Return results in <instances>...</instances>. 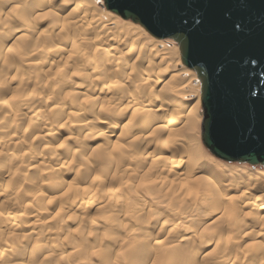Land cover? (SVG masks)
<instances>
[{
	"label": "rangeland",
	"instance_id": "obj_1",
	"mask_svg": "<svg viewBox=\"0 0 264 264\" xmlns=\"http://www.w3.org/2000/svg\"><path fill=\"white\" fill-rule=\"evenodd\" d=\"M4 2H5L4 0H2V1L0 0V7L2 5L4 6ZM13 2H16V4L15 3L14 4L17 7H18L17 3L20 5L19 10L16 12L17 15H18V13L19 14H23V13L25 14V12L28 14L29 12H27V11H29L37 3L36 0H25V1L13 0ZM21 2H23V3H21ZM82 2H83V0H79L78 4H82ZM102 3H103L102 0H91V2H86V5H88V8H89L88 10H90L91 14L94 13V15L95 14L97 15V13H98V14H100L102 19L105 18L104 20H106L107 17L111 18L113 16L114 19L113 18H111V19H113V21L115 22L116 18H117V22H115V23L119 24V26L117 24L115 25V23H107L106 25H104V27H102V26L97 27L96 30L99 29V31H100V30H102V28H108V27L114 28V27L118 26L117 27L119 29L118 31H120V30L131 31L130 33L132 35H136V36L139 35V37H141V38H144V36H145V38H144L145 40H149L151 38V36L139 24L134 23L130 20L122 19L117 14H114L113 12L105 9V7L102 5ZM70 7H73V3L70 4L65 9L61 8L58 10V11H60V12H58L59 17L57 18V19H59V21H62L64 19L63 22L68 24L70 21V23H71L73 16H72V14L68 15L69 10H71ZM22 10H24V11H22ZM6 12H5V14L3 12H1V14H0V16H1L0 23L2 22V24H0V30H1V27L4 26L3 27L4 29L2 28L3 29L2 31L4 33L6 32L5 34H8V32L10 33L11 31L14 30V28L18 29V27L19 28L24 27L26 29L24 30V33L21 32L24 35H21L22 41L20 42V46H21L20 50H17L18 52L17 53L15 52V55L12 53L14 56L12 55L11 58H8L9 60L14 61V63H13L14 65H12L13 67L11 65L10 66L5 65L3 67V65H2L3 59L2 58H4V57L1 56V58H0V69H2V70H0V102H1L0 105L2 106V107L0 106V149H1L0 150L1 151L0 152V176L2 177V174L4 175L2 177V179L0 177V179H1L0 180V202H1L0 203V216H1L0 217V246H1L0 247V264H6L7 262H8V264L9 263L10 264H25L23 261L24 257L25 258L29 257V260L31 259L30 260L31 263H33L32 261H34L33 264H133V263L134 264H143V263L147 264L149 262L145 263V261L142 260V259H144V257L142 258V255L144 254L145 256L153 258L156 255L158 249H160V248H159V246H157V245H159L158 243H154L155 245L152 244L151 245L152 247L144 246L143 243H147V241L150 240V238L153 239V237H154V235H156V233L161 232L160 234H162L163 231H164L163 232L164 236L166 233L167 234L169 233V234H168V237H166L164 241H161V244H162V245L160 244L161 246H167L168 244H172V242L174 244L175 238L171 236V232H173L172 235L174 234V236L177 237V239L180 237L186 236L185 238H187L186 242H188L187 243L189 245L188 247L190 249H192L193 251H195L194 248L197 249L195 251L196 252L195 258L196 259L194 258L193 261H189V260H191V258H188L189 260L187 258H185L187 260L181 259L180 264H189V263L191 264V262H192V264H195L197 261L198 262L196 264H199V263H201V264H243V263L244 264H259V262H261V264H264V255H263L264 254L263 253L264 252V249H263L264 248V218H263L264 217L263 216L264 211H262V212L259 211V213H256V212H258L257 204L262 203L261 201H264V198H263L264 197V189H263L264 188V185H263L264 184V175H263L264 174L263 173L264 172V166L250 165L247 163H239V162H226V161H222V160L212 156L208 152V150L203 146V144L201 142V139H200V121H199L198 125L195 126L193 129H187L185 121H184L185 119H182V121L176 126V128L179 129L180 134H182V135L185 134L184 135L185 138H183L184 137L183 136L180 139L181 141H179L182 144V147H185V149L181 148L185 152V153H183L184 158L185 157H188V158L191 157L190 162L195 164V168L201 167V168L206 169V171H209L211 169L210 171L214 175V176L213 175L212 176L215 178V180H216V178H218V176H220V175L222 176V177L218 178L219 179L218 182L216 180L214 183L215 187L217 186L216 184L218 183L219 184L218 186L220 187V189L217 186L216 188H218V189L215 190V187L213 185V190L215 192L214 194H216L217 196L219 194V198L221 197L220 193L226 191V189H227V191L223 195L226 194V195L231 196V194L235 195L236 193L240 192L241 188L243 190V187L246 186L244 184L253 185V180H254V182L256 181L254 183V185H256V183H258L256 186V188L257 187L260 188V189L257 188L258 192L256 191V188H255L254 189L255 191H253L254 194L253 193H249V194L246 193V195H248V198L250 197L249 198L250 202H252V203L254 202V204L256 205L254 207L255 209L254 208L253 209H243L242 204H241L242 203L241 200L240 201H237V200L234 201V203H235L234 204L233 202L229 203L230 201H228V200H227L228 201L227 202L224 197H221V200H219V198H218V202L216 203L218 205H216V204H214L216 202V201H214V199L216 200V198H217V197H215L216 195L213 194L214 195L213 196L210 194V192L208 195V193L205 192V189H203V188L199 189L201 187L200 185H198L196 187L197 189L195 188L194 190H192L193 188H190L191 186H190L187 179L180 181L181 179L178 180L179 178H177L175 175L169 176V174H167L166 172H163L164 174L162 176H160L162 173H160L157 169H160L159 167L163 165L165 159L168 161H166V163H164V165L168 166L169 163H171V162H169V160H174L175 158L177 159L178 156L180 157V153L179 154H177L178 152L174 153L173 150H172V152L165 150V152L167 153V154L165 153V156H169V158L164 157L163 158L164 160L162 159L163 161H161V162H157L153 159L148 158V160L146 159L147 161L143 160L140 162V164H137V162L135 163V160L132 157L134 155H136V153H139L142 148L147 146L146 143H144V142L140 145H136V147H134V146L131 147V150L134 152V154H133L132 151L130 150V153L133 154L132 156L127 154V152H125L126 155L124 152L119 153V154L114 153V155L112 157L110 155L107 156L108 152L106 154H104L105 151H109L108 149H111V147H108V146H110V144L112 142H114L115 144H120V143L124 144V141L122 142L120 139H115V138L110 139L111 141H109V140H106V138H104L103 136L102 137L99 136L96 139H92V138L87 137L88 135H90L91 128H94L97 119L100 118L97 115L99 105H94L93 108L89 109L90 111L87 110V113H86L87 115L85 116L86 118L84 119V123L87 122V127H88V131H87L88 134H86L87 139L83 136V139L84 138L85 139L81 145L78 146L77 144H73L74 140L72 137L75 138V136L78 135V132H77L79 129L78 126L80 125L81 121L77 122L76 120H72L73 119V116H72L73 113L72 112H74L76 110V107L73 105H68L69 103H67L65 101V99H66L65 97L67 95H77L79 97H81V95H82V97H86V95H88L89 93H87L86 91H84L82 89L76 88L75 84H77L80 81V79L76 75H74V73L69 74L70 73L69 72L62 79L57 78V76H55L56 77L55 80H54L55 77H52L53 79L52 78L49 79L47 77V74H45L46 72L44 73L45 68L42 69L41 71L39 70V69H41V68H39L40 67L39 64L42 63L40 61H43V58L48 59V60L53 59V58H55V59L60 58L61 54H63L66 51L65 49L70 48L68 46L73 47V45L74 46L79 45L81 48H83L82 45H84V48H85L89 45L88 44L89 42L92 43L91 44V46H92L94 43L93 41L95 40V42H96L97 38H94V35L93 36L89 35L90 33H88V34L86 33V35L83 37V39L81 41H76L78 44L77 43L74 44L72 37H71L72 34H68V33L63 34V33H58L56 30H52L51 28H52V26H54L52 24L53 22H52V20H48L49 18H47V17L41 18V19H39V21L35 20V22L27 24L26 18L22 19L20 17V15L17 16L16 13H14V14L9 13L10 15L6 17V15L8 14ZM27 14H25L24 17H27ZM3 15L5 17H3ZM16 16H17V18H15ZM67 16H69V17H67ZM18 17H20V19H19L21 21L20 25L18 22L19 20H17ZM5 18H6L7 24H5V22H4ZM11 18L14 20H11ZM22 20L24 23H26L25 24L26 27L22 26V25H24ZM104 20H102V21H104ZM125 23H126V25H125ZM86 24H87L86 22H79V23L77 22L76 24H74L75 26L73 25V29L75 32L77 31V33H79V31H80V33H85L84 31H86L90 27ZM121 25H122V28L120 27ZM134 25L135 26L139 25L138 27L141 28V29L139 28L140 31H138L136 29L137 32H135L136 30L133 28ZM44 29H46V30L44 31V33H42L43 38L37 39V36L40 33V31H43ZM143 32L145 35L143 34ZM51 34H52V36H51ZM59 34L61 35V37ZM102 35H105V32H103ZM62 36L65 37V40ZM105 36H107L109 39H111V37L115 36L114 29H113V31L110 32V35H109L110 37L108 35H105ZM67 37H68V39L66 41ZM146 37L149 39H146ZM0 38H1L0 40H2V36H0ZM152 39H154V38L152 37ZM36 40H38V41H36ZM23 41L26 42V44H22ZM64 41H65V43H63ZM160 41H162V43H160V44H163V45L165 44V45H167L166 47H168V48H172L174 46L175 47L177 46V44L172 39H161ZM79 42L81 45L79 44ZM43 43H46V45H44ZM43 45H44V47H47L48 45L49 46L52 45L51 48H53L55 50L59 49L61 52L59 54L57 52L51 51V50H49V52H48V49H44L42 47ZM27 46H28V49H27ZM30 46L33 49H31ZM57 47H58V49H57ZM88 47H87L88 49L85 48L87 52L89 49L92 50L90 48V45ZM159 47H161V46H159ZM177 50H178V46H177ZM22 52H23V54H21V56H20V53H22ZM92 52H91V55L93 54L92 56H90V57L85 56V57H81V58H79V56H78V57H76V60L77 61L79 60V62H82L83 60H81V59L87 57L86 59H84L82 64L87 63L86 60H88L89 61L88 63L89 64L91 63L90 65H92V66L93 65H95V66L99 65L103 61L102 55H100L99 53H95L96 54L95 55L94 52L93 53ZM129 52H127L125 54V56H123L122 53L119 55V60L121 59L120 63H122V64L124 63L123 68L121 65V68H122L121 70L125 69L126 71H129V69H128L129 67H126L125 65H126V62L133 60L132 58L135 56L136 50H134L133 51L134 53L131 55H129L130 54ZM131 53H132V51H131ZM45 55H48V56H45ZM22 56H25V58ZM39 56H40V58H39ZM130 56H131V58H130ZM92 57H93V59H92ZM122 57H123V59H122ZM41 58H42V60H41ZM22 59L31 60V63H30L31 69L29 68V66H27L25 69V65L23 66L21 64ZM38 59H40V61ZM98 59L101 62L98 61ZM96 61H98V62L96 63ZM110 61H111V64L113 66L116 65L117 61L115 60V58L111 59ZM145 61H143L144 62L143 65H145ZM177 61L179 64L177 65V67L175 69L176 71L172 72L170 69L167 70V73L164 75V77L161 78V80H160L161 82L159 83V85L156 86V88L152 87L154 91L156 89L160 88L161 86L169 85L172 82L174 84H176V82L179 80V78H180V80L182 78V80L185 81V84L187 83V84L193 86L194 89H196V87L199 85L198 80H197L196 76L194 79H189L190 73H188V72H191V73L192 72L195 73V72L183 66V64L181 63V60H180L179 52H178ZM156 62H158V61H156ZM35 64L37 65V67L35 66ZM158 64L160 65L161 68L164 67V64L162 66V62L158 63ZM32 65H34V66H32ZM88 65H87V68L89 67ZM92 66H90V67H92ZM186 71H188V72H186ZM14 73H16V75L17 74L21 75L24 78V79L22 78L23 81H21V79L18 78L16 80L12 81L11 83L7 82L9 77H11L12 75H15ZM5 74H7V79L4 78ZM175 74H176V76H175ZM26 76H28L29 78ZM67 76H68V78H67ZM40 79H42V81ZM137 79L140 82V79L139 78H137ZM138 81H137V83H138ZM8 83L11 84V87L12 86L20 87V88L17 87V89H16L19 92L16 90L13 94L11 92L10 93L6 92L7 91L6 89L8 87V85H7ZM34 84H35V87H33ZM182 84H184V83L182 82ZM195 85H196V87H195ZM27 86H28V88H27ZM55 86H56V89H55ZM23 87H25V88H23ZM29 87H31V88H29ZM51 87H53L55 89L54 92H53V90L51 92V89H52ZM4 88L6 91L4 90ZM32 88L38 89L39 91H41L43 93L45 92L44 94L47 93L46 90L48 89L50 91L49 94H51L50 97L52 99L48 98L49 99V101H48V99H46V98H45L46 99L45 100V99H42V97L37 98V96L31 95L30 89H32ZM185 89H187V88H185ZM198 90H199V86L197 87L196 92L195 91L193 92L191 90L188 93H182V95L181 94L178 95V98L174 96L175 100L178 99V103H179L178 105L179 106H182V104H183V107L185 106L183 109L178 107V108H180V111L185 113V112H188L192 108L193 102L195 100V95L198 94V97H199V93H198L199 91ZM25 91H26V93H25ZM71 91L72 92L76 91V93L73 92V94H72ZM77 91H79V92H77ZM83 91L85 92V94L86 93L87 94L84 95L82 93ZM22 94H24L25 96ZM22 96H24V97H22ZM178 105H176L175 107L177 108ZM51 106L52 107L57 106L58 107V110H57L58 113H54L53 111H55V110L52 109ZM60 106L62 108H60ZM65 106H68V107H65ZM59 108L62 109L63 111H64L63 108H67V110L69 111V114L67 116H69L68 118L70 120L74 121V124H75V125H73L74 129H73V127H72V129L70 128V130H68V129L64 130L63 129L64 127L62 126V124L66 120V118H65L66 113L64 112L61 114V112H63V111H61ZM20 111L21 112L30 111L31 113L21 115L18 117V114L20 113ZM197 112H198V115H199V113L201 114V106L200 105L197 107ZM173 113H174V111H173ZM169 114H171V112ZM13 115H16V117L14 118L15 120H13V119L10 120V118ZM62 115H64V116H62ZM95 115H97L96 119H95V117H96ZM8 116H11V117H8ZM92 116L94 117L93 120H91L93 118ZM94 121H95V123H93ZM47 122L50 124L52 123L53 125L59 126L60 128L57 132H55L53 134L54 136L51 135V137L49 136L50 138L47 137L45 139H40V137L36 136L34 134V132L37 129V126L39 127V126L45 125ZM54 122H55V124H54ZM82 124H83V121H82ZM93 124H94V126H93ZM103 126H105V125H103ZM75 127H77L78 129ZM188 130H189V132H188ZM66 131L69 134H67ZM63 133H66L67 136L72 135L71 138L73 141L69 140L67 142H65V141L60 142L59 138L61 137V135ZM83 139H82V141H83ZM47 144L54 145L55 151H52L53 153L48 152L46 150H45L46 151L45 152L42 149ZM153 144L155 146V143H153ZM153 144L151 145V147L153 146ZM6 145H8V146L6 147ZM125 145L127 146L126 143H125ZM125 145H124V147H126ZM156 146H157L156 149L158 148L157 150L159 151V148H161L160 144L159 145L156 144ZM192 147H195V148H192ZM99 148L104 149V152H103V150L99 151L100 150ZM164 148H165V146H164ZM190 148H192L191 150L193 152L190 150ZM26 149H32L33 152L35 151L38 158L35 155L30 154V152L28 153V151ZM92 149H93V151H92ZM94 149H95V151H94ZM135 149H137L139 151H137V150L135 151ZM187 149L190 150L191 152L189 151L190 153H188L186 151ZM42 151H43V154L41 153ZM98 151L100 154L98 153ZM31 155H33V156H31ZM116 155H118V156H116ZM104 157L106 159H104ZM41 158H43L45 163H47L46 166H45V163L43 165L42 164L40 165V163L42 161ZM87 158L88 159L91 158V159L88 160ZM131 158L133 160L130 161ZM37 160H39V161L41 160V161L39 162ZM151 160H153V161H151ZM121 161H124V162H121ZM145 161H146L147 165L145 164ZM63 162H65L64 168L62 167L61 171L56 173V172L51 170V167L59 166V164L60 163L63 164ZM68 162L70 164H67ZM115 162H117L118 164ZM125 162H127V163H125ZM72 163H73V165H72ZM224 163H226V165H224ZM113 164L115 165V167H113L114 166ZM116 164L119 166L117 167ZM122 164L127 165L129 167H127V166L123 167ZM149 164H151V166ZM23 165H25V166H23ZM54 165H56V166H54ZM148 166H150V167H148ZM134 167H136L137 169ZM151 167H153V168H151ZM120 168H121V170H120ZM123 168L126 170L122 172ZM132 169H134V170H132ZM145 169H147V170H145ZM129 170H131L130 171L131 173L129 172ZM143 170H145V171H143ZM148 170H150V171L153 170V171H151V173H150V171H148ZM109 171H111L110 172L111 174L109 173ZM146 171L148 174L146 173ZM117 172H119V173H117ZM143 172H145V173H143ZM105 173H109V174L108 175L106 174V176H105ZM123 173H125V174H123ZM142 173H143V177H142ZM242 173L245 175H243ZM47 175H49V176H47ZM50 175H52V176L50 177ZM119 175H121V176H119ZM150 175H151V177H149ZM240 175H242V176H240ZM46 176H47V178H46ZM122 177H124V178H122ZM161 177L164 179V182H165V183L163 182L162 185L160 182H157ZM240 177H242V178H240ZM116 178H118V179H116ZM260 178H261V181H260ZM64 179L71 181L75 186L79 185V187L80 186L86 187V189L90 190V193L84 195V194H81L82 192H77L75 188H72V189H69V190H66L65 192H63L62 187H61L62 186L61 182ZM95 179H98V180L101 179V180L97 181ZM121 179L122 180L124 179L123 180L124 183ZM141 179H142V181H141ZM33 180H35V181H33ZM126 180H128V182ZM148 180H149V182H148ZM170 180H171V182H170ZM208 180H209V178H208ZM103 181H104V183H103ZM136 181H138V182H136ZM152 181H154V182H152ZM168 182H169V184H168ZM181 182H182V186L180 187L179 184H181ZM97 183L101 186H99ZM141 183L142 184L144 183L145 185L144 184L142 185ZM154 183H157V184H154ZM186 183L189 186H187ZM221 183L225 184V186L227 184L226 188L225 189L223 188L224 189L223 191H221V187H223V184L220 186ZM237 183L238 184L241 183L240 184L241 188H240V186H238ZM176 184H177V187H176ZM231 184H233V185H231ZM51 185H53V186H51ZM164 185H165V187H164ZM242 185H244V186L242 187ZM138 186H139V188H138ZM234 186L237 187V189H236L237 192L235 190H233ZM228 187H232L231 190ZM261 187H262V189H261ZM92 188H94L96 190H94ZM111 188L113 191L111 190ZM166 188H168V189H166ZM189 189L191 191H189ZM108 190H109V192H108ZM164 190H166V191H164ZM175 190L178 192L174 193L173 191H175ZM96 191H98V192H96ZM111 191H112V195L110 194ZM187 191H189V192H187ZM203 191H204V193H203ZM103 192L105 195L104 194L102 195ZM78 193H80V194H78ZM195 193H200V194L195 195ZM183 194H185V196ZM238 194H240V193H238ZM261 194H263V195L261 196ZM181 195H182V197H181ZM59 196H61V198ZM63 196H65L66 198ZM211 196H213V197H211ZM42 197H43V199H42ZM82 197H84L83 199H86L82 205L70 206V203L72 205V203L75 200L78 201ZM179 197H180V199H179ZM32 199H33V201H32ZM129 200H131L132 203H130ZM206 200H207V202H206ZM88 201H90V202H88ZM92 201H95L96 204L91 205L90 203H93ZM109 201H111V202H109ZM177 201H179V202H177ZM221 201H224V202L221 203ZM105 203H107V204H105ZM67 204H69V205H67ZM86 204H88V206ZM222 204L224 206H222ZM226 204H228V206H225ZM230 204L232 207L234 206L235 208H232L230 206ZM65 205H66V207H65ZM156 205L159 206L162 210H165L162 212L163 216L161 217V219H163V220H162V222H161V219L159 221H157V223H156L158 226L157 230H155L156 228L153 230L150 228L146 229V226L148 225V222L150 223V220L148 221V219H146V218H148V215H147V217H145V219L142 220L143 222L147 221L146 222L147 224L145 222L143 223L142 221H140L139 220V217L141 216L140 211L141 212L145 211L148 213V211H150ZM214 205L216 206V208L213 207ZM190 206H191V208H190ZM79 207H80V209H79ZM211 207H213L214 209ZM224 207H226L225 209H227V211H232V212H228V214L233 213V212L234 213L237 212V214L240 213V214H238L239 216H237V214H236V216L239 218V220L236 221L235 219H233L234 220V222H233L230 219V221H232V222L229 221L230 223H227L229 220V216L227 217V214H225L224 216H221L222 218L220 216H219L220 218H218V216L216 217L217 211H218L217 208L220 209V208H224ZM229 207H231V209ZM1 209H2V211H1ZM235 209H236V211H235ZM214 210H217V211L214 212ZM247 210L250 213H248ZM43 211L46 214H43ZM83 211H85V212H83ZM253 211L255 213H253ZM179 212H181V213H179ZM245 212L248 214L245 215L246 214ZM2 213L4 215L6 213L7 214L4 217V215ZM13 213L15 216L12 215ZM30 213H32V214L35 213L38 215V218L39 217L40 218L39 219L34 218V216H33V218H32L33 222H32V219H30V216H29V215H31ZM118 213H120V214H118ZM147 213H145V214H147ZM188 213H190V214H188ZM243 213H244V215H243ZM251 213H252V215H251ZM9 214H11V215H9ZM35 214H33V215H35ZM135 214L139 215V216L137 217ZM205 214L207 217H205ZM207 214H209V215H207ZM37 215H35V216L37 217ZM179 215H181V216H179ZM187 215H188V218L186 217ZM242 215L244 218L242 217ZM233 216H234V214H233ZM14 218H17V219H14ZM52 218H53V220H52ZM184 218H186V219L184 220ZM191 218H193V219H191ZM203 218H206V219L218 218L217 219L218 221L217 222L215 221V223L213 225H211L212 231L210 229H208L210 226H208V227L205 226L207 224V221H205ZM34 219H35V221H34ZM71 221H73V222H71ZM242 221H244V223ZM164 222H165V225L167 223L168 224H167V227L164 225L165 227L163 226L164 227L163 228V227H161L163 225V224L161 225V223H164ZM202 222H204V223H202ZM221 222H223V225H221ZM238 223H240L239 227H241L242 224L243 225L248 224L247 225L248 228L245 229L246 231L245 230L240 231V229L237 228L238 226H235V225H238ZM253 223H254V225H257V226H254ZM78 225H79V227H78ZM218 225L220 228L218 227ZM258 225H261L262 227L258 226ZM120 226L122 227L121 229H119ZM187 226H189V227H187ZM213 226H214V229H213ZM215 226H216V228L217 227L218 228L216 229ZM168 227H170V228H168ZM249 227H250L251 231L249 230ZM190 228H191V230H190ZM168 229H169V231H166ZM256 229L260 230V231H257ZM182 231H184V233ZM247 231H248V233H247ZM211 232H213V233H211ZM255 232H257L258 234H256ZM210 233L212 235H210ZM245 233L247 234V236L245 235ZM250 233H251V236L254 234L253 237L249 236ZM160 234H158L157 237H159V239L162 240L163 235H160ZM206 234H208V235H206ZM39 235H41V236H39ZM152 235H153V237H150ZM64 236H66V237H64ZM188 236H191V237H188ZM201 236H204V237H201ZM207 236H209L210 242L208 241L209 238H206ZM242 236L243 237H245V236L249 237L250 239L247 238V240H246V238H243ZM111 237H112V239H111ZM237 237H238V239H237ZM128 238H129V240H128ZM173 238H174V240L170 241V239H173ZM188 238H190V239L188 240ZM232 238H233V241H235V240L240 241L242 238L244 240L241 241V243L239 242L237 245H232L231 244L232 241H230V239L232 240ZM258 238H259V240H258ZM141 239H143V240H141ZM248 239L251 242H249ZM252 239L255 243L252 242ZM2 240H5V241H2ZM56 240H58V241H56ZM79 241L81 242V244ZM135 241H137V242H135ZM142 241H144V242H142ZM116 242H117V244H116ZM139 242H141V244ZM162 242H164V243H162ZM167 242H169V243H167ZM186 242H185V246H186ZM112 244H114V245H112ZM190 244L193 247L194 246L195 247L192 248V246H190ZM228 244H231V245H228ZM245 244H246V246H245ZM139 246H141L142 248ZM237 246H238V248H237ZM25 247H26V249H25ZM248 247H251V248L253 247V248L251 249ZM154 249H155V251L157 249V251L155 252ZM257 250H259L260 252L258 251L256 253ZM13 251L15 252V254L13 253ZM49 251L50 252L52 251V252L49 253ZM140 251L141 252L143 251V253H141ZM197 251H198V253H197ZM204 252H207V253L211 252L210 253L211 255L209 254L210 257L215 256L217 258V261L208 260L207 259L208 257H204V254H203ZM169 253H170V256H172L171 258L175 261L176 260V257H175L176 252L172 251V252H168V254ZM134 254H136V255H134ZM172 254L174 255L175 258H173ZM45 255H48V256L45 258L44 257ZM222 255L225 257V259H222V257H223ZM201 256L203 258L200 259ZM228 256L233 257V258H228ZM2 257H4V258H2ZM132 257H134V258H132ZM219 257H221V259ZM238 257H239V259H238ZM155 258H157V256H155ZM155 258H153V260H152L154 262L153 264H164V263L171 264L173 262V260L172 261L170 260L171 259L170 257H169V259L166 257L161 258V259L157 258V260ZM197 258H199V259H197ZM226 258H228V260L225 263ZM9 259H10V261H9ZM130 259H131V261H130ZM218 259L220 261L222 260L224 263L222 261L220 262ZM124 260H126V261H124ZM152 261L149 264H152ZM229 261H230V263H229Z\"/></svg>",
	"mask_w": 264,
	"mask_h": 264
},
{
	"label": "bare ground",
	"instance_id": "obj_2",
	"mask_svg": "<svg viewBox=\"0 0 264 264\" xmlns=\"http://www.w3.org/2000/svg\"><path fill=\"white\" fill-rule=\"evenodd\" d=\"M2 1V0H1ZM5 2H4V6L2 5L1 7H0V14H1V12H3L4 14H5V12L6 13H8L7 15H6V17L7 16H9L10 14L9 13H12V14H14V13H16L18 10H19V8H20V5L17 3V5H18V7L15 5L16 4V2H13V0H4ZM23 1H25V0H23ZM78 1L79 0H36V5L34 6V7H32L29 11H27V12H29L28 14L25 12V14H27V17H24L25 16V14L23 13V14H19L18 13V15H17V13H16V15L17 16H19L20 15V17L23 19H25L26 18V21H27V24H30V23H33V22H35V20H38L39 21V19H41V18H49L48 20H52V24L54 25V26H52V30H56L58 33H68V34H72V40H73V43L74 44H76L77 42L76 41H81L82 39H83V37L86 35V33L88 34V33H90L89 35H94V38H97V40H96V42H95V40L93 41L94 43H93V45L91 46V44L92 43H88L89 45H90V48L92 49V50H88V52L86 51V49H88L89 47V45L87 46V47H85L84 48V45H82V47L84 48H81L79 45H77V46H74L73 45V47H71V46H68V47H70V48H67V49H65L66 51L63 53V54H61V57L60 58H58V59H55V58H53V59H45V58H43V61H40V59H38L40 62H42V63H40L39 64V68H41V69H39L40 71L42 70V69H44V73L45 74H47V77L50 79V78H52V77H55V76H57V78H59V79H62V78H64V76H66V74L67 73H69V74H73L74 73V75H76L79 79H80V81L77 83V84H75V86H76V88H79V89H82V90H84V91H86L87 93H89L88 95H86L85 94V92L83 91L82 93L84 94V95H86V97H82V95H81V97H79V96H77V95H67L65 98V101L67 102V103H69L68 105H73V106H75L76 107V110L74 111V112H72L73 113V119L72 120H76L77 122H80L81 121V123H80V125L78 126L79 127V129L77 128V127H75V128H77L78 129V135L77 136H75V138L74 137H72L73 138V140H74V143L73 144H77L78 146L79 145H81L82 144V142H84V139L86 138V134H88V127H87V122H85L84 123V119L86 118L85 116L87 115L86 113H87V110H89L90 108H93L94 107V105H99L98 107H99V109H98V111H97V115H98V117H100V118H98L97 119V121H96V123H95V121L93 122V123H95V126H94V124H93V126H94V128H91V130H90V135H88L87 137H89V138H92V139H96V138H98L99 136H103L104 138H106V140H109V141H111L110 139H113V138H115V139H120L122 142L124 141V144H115L114 142H112L111 144H110V146H108V147H111V149H108L109 151H105L104 152V149H100L99 151H101V150H103V152H104V154H106L107 152V156L108 155H110L111 157L114 155V153H117V154H119V153H125V152H127V154H129L130 156H132L133 154H134V152L131 150V147H136V145H140V144H142L143 142L144 143H146V145L147 146H145L144 148H142L141 149V151L139 152V153H136V155H134L132 158L135 160V163L137 162V164H140V162L141 161H143V160H148V158H150V159H153V160H155V161H157V162H161V161H163L164 159V157H168L169 158V156H165V150H167V151H171L172 152V150H173V152L175 153H177V154H179L180 153V157L178 156V158L176 159H174V160H169V162H171V163H169V165L167 166H165L164 165V163H166V161H168V160H164V163H163V165L162 166H160L159 168L160 169H157L160 173H162L160 176H162L164 173L163 172H166L167 174H169V176L171 175H175L177 178H179L178 180H180V181H182V180H185V179H187L188 180V182H189V184H190V188H193L192 190H194L198 185H200L201 187L199 188V189H201V188H203V189H205V192L206 193H208V195H209V192H210V194L211 195H213L215 192H214V190H213V185H214V183H215V181L217 180V182H218V178L219 177H222L221 175L220 176H218V178H216V180H215V178L213 177L214 175L211 173V169L209 170V171H206V169H204V168H201L200 166V168H198V167H196L195 168V164H193L192 162H190V158H188V157H185L184 158V156H183V153H185L184 152V150H182L181 148H184L185 149V147H182V144L179 142V141H181L180 139H181V137H183L185 134H180L179 133V129H177L176 128V126L182 121V119H185L184 121H185V124H186V127H187V129H193L195 126H197L198 125V123H199V121H200V124H201V114L199 113V115H198V112H197V107L200 105V93H199V97H198V94L197 95H195V100H194V102H193V106H192V108L188 111V112H182V111H180V108H184L183 107V104H182V106H179L178 104V95H182V93H188V92H190L191 90L194 92H196L197 91V87L199 86L198 84H199V82H198V86L196 87V85H195V87H196V89H194L193 88V86H191V85H189V84H185V81H183L182 80V78H181V80H180V78H179V80L176 82V84H174L173 82L172 83H170L169 85H163V86H161L160 88H158V89H156L155 91L153 90V88H156V86H158L159 85V83L161 82L160 80H161V78L162 77H164V75L167 73V70H171L172 72L173 71H176L175 69H176V67H177V65L179 64L178 63V61H177V59H178V52H179V49L177 50V46L175 47H172V48H168V47H166L167 45H163V44H160V43H162V41H160L161 39H158V38H155V37H153L152 35H150L145 29V31L151 36V38L149 39V38H147L146 37V39H149V40H145L144 38H145V36H144V38H141V37H139V35L138 36H136V35H132L130 32L131 31H128V30H126V31H122V30H120V31H118L119 29L117 28L118 26H119V24H117V23H115V22H117V18H116V21L114 22L113 21V16L111 17V18H113V19H111V18H108L107 17V19L106 20H104V19H102L101 18V16H100V14H98L97 13V15L95 14L94 15V13H92L91 14V12H90V10H88L89 8H88V5H86V2H91V0H83V2H82V4H78ZM15 3V4H14ZM20 3V2H19ZM21 3H23V2H21ZM35 3V2H34ZM73 3V7H70L71 8V10H69V14L68 15H71L72 14V21H71V23H70V21H69V23L67 24V23H65V22H63V20L62 21H59V19H57L58 17H59V15H58V12H60V11H58L59 9H65V8H67L70 4H72ZM23 5V4H22ZM22 11H24V10H22ZM11 14V15H12ZM115 14V13H114ZM17 16L15 17V18H17ZM108 16V15H107ZM3 17H5L4 15H3ZM2 17V18H3ZM20 17H18V19L17 20H19L20 19ZM67 17H69V16H67ZM106 17V16H105ZM0 18H1V16H0ZM11 20H14V19H12L11 18ZM68 20V19H67ZM102 20H104V21H102ZM3 21V20H2ZM9 21V20H8ZM56 21V22H55ZM5 24H7V22H6V18H5ZM10 22V21H9ZM13 22V21H12ZM19 22V25H20V20L18 21ZM22 22H23V20H22ZM79 23V22H86L87 24L86 25H88V26H90L89 27V29H87L86 31H84L85 33H80V31H79V33H77V31L75 32L74 31V29H73V25L74 24H76V23ZM105 23V24H104ZM107 23H115V25L117 24L118 26L117 27H114V28H110V27H108V28H102V30H100L99 31V29L98 30H96V28L97 27H99V26H102V27H104V25H106ZM0 24H2V22L0 23ZM15 24V23H14ZM18 24V23H17ZM23 24L24 25H22V26H25V24L26 23H24L23 22ZM81 24V23H80ZM48 25V24H47ZM125 25H126V23H125ZM124 25V26H125ZM75 26V25H74ZM77 26V25H76ZM80 26V25H79ZM83 26V25H82ZM128 26V25H127ZM139 26V25H138ZM138 26H135L134 25V29L136 30H138V31H140L139 30V28L140 27H138ZM4 26H2L1 27V30H0V36H2V40H0V58H1V56L2 57H4V58H2L3 60H2V65H3V67L6 65H14L13 63H14V61H12V60H9L8 58H11V56L14 54L15 55V52L17 53L18 51L17 50H20V42L22 41V36L21 35H24L23 33H24V30L26 29V28H24V27H18V29H15L14 28V30L13 31H11L10 33L8 32V34H5L2 30L4 29L3 28ZM15 27V26H14ZM26 27V26H25ZM84 27V26H83ZM121 28H122V25L120 26ZM3 28V29H2ZM113 29H114V31H115V36H113V37H111V39H109L107 36H105V35H110V32L111 31H113ZM133 29V30H134ZM141 29V28H140ZM46 29H44L43 31H40V33L38 34V36H37V39L38 38H43V35H42V33H44V31H45ZM137 30L135 31V32H137ZM21 32H23V33H21ZM103 32H105V35H102V33ZM133 32V31H132ZM142 32V31H141ZM140 32V33H141ZM114 33V32H113ZM55 34V33H54ZM112 34V33H111ZM138 34V33H137ZM143 34H144V32H143ZM56 35V34H55ZM60 35V34H59ZM113 35V34H112ZM145 35V34H144ZM51 36H52V34H51ZM70 36V35H69ZM60 37H61V35H60ZM63 37V36H62ZM70 37V38H71ZM110 37V36H109ZM152 37L154 38V39H152ZM57 38V37H56ZM64 38V40H65V37H63ZM87 38V37H86ZM99 38V39H98ZM1 39V38H0ZM58 39V38H57ZM67 39H68V37L66 38V41H67ZM24 40V39H23ZM54 40V39H53ZM56 40V39H55ZM60 40V39H59ZM90 40V39H89ZM88 40V41H89ZM36 41H38V40H36ZM62 41V40H61ZM70 42V41H69ZM38 43V42H37ZM49 43V42H48ZM63 43H65V41L63 42ZM22 44H26V42H24L23 41V43ZM44 45H46V43H43ZM62 44V43H61ZM68 44V43H67ZM78 44V43H77ZM79 44H80V42H79ZM44 45L42 46L44 49H48V52H49V50H51V51H55V52H57L58 54L61 52L59 49H58V47H57V49L58 50H55V49H53V48H51L52 47V45H48L47 47H44ZM81 45V44H80ZM159 46H161V47H159ZM31 47V46H30ZM35 47V46H34ZM40 47V46H39ZM64 47V46H63ZM38 48V47H37ZM55 48V47H54ZM65 48V47H64ZM27 49H28V46H27ZM31 49H33L32 47H31ZM30 49V50H31ZM41 50V49H40ZM134 50H136V52H135V56L132 58L133 60L131 61H129V62H126V67H129L128 69H129V71H126L125 69L124 70H121L122 68H123V65H124V63L122 64V63H120V60H119V55L122 53V55L123 56H125V54L127 53V52H129L130 54L129 55H131V54H133L134 52ZM94 52V54L95 53H99L100 55H102V57H103V61L101 62L99 59H98V61H100L101 63L99 64V65H97V66H95V65H90L88 62V60H86V62L87 63H85V64H82V62L84 61V59H86V58H83V59H81V60H83L82 62H79V60L77 61L76 60V57H78L79 56V58H81V57H85V56H92L91 55V52ZM131 51H132V53H131ZM92 52V53H93ZM13 53V54H12ZM21 54H23V52L22 53H20V56H21ZM38 54V53H37ZM98 54V55H99ZM13 55V56H14ZM17 55V54H16ZM96 55V54H95ZM26 56V55H25ZM25 56H22V57H24L25 58ZM45 56H48V55H45ZM42 57V56H41ZM50 57V56H49ZM39 58H40V56H39ZM99 58V57H98ZM115 58V60L117 61L116 62V65L115 66H113L112 64H111V59H114ZM130 58H131V56H130ZM21 59V58H20ZM92 59H93V57H92ZM122 59H123V57H122ZM144 59V60H143ZM41 60H42V58H41ZM146 60V61H145ZM158 61V62H156V61ZM91 61V60H90ZM98 61H96V63L98 62ZM143 61H145V65H143L144 64V62ZM124 62V61H123ZM162 62V66H163V64H164V67L163 68H161L160 67V65L158 64V63H161ZM18 63V62H17ZM31 63V60H29V59H22V61H21V64L24 66L25 65V69H26V67L27 66H29V68H30V64ZM39 63V62H38ZM89 64V65H88ZM87 65L89 66L88 68H87ZM121 65H122V68H121ZM8 66V67H9ZM32 66H34V65H32ZM31 66V67H32ZM35 66L37 67V65L35 64ZM90 66H92V67H90ZM124 66V67H125ZM140 66V67H139ZM142 66V67H141ZM7 67V68H8ZM13 67V66H12ZM11 67V68H12ZM24 68V67H23ZM140 68V69H139ZM31 69V68H30ZM127 69V68H126ZM186 69V68H185ZM0 70H2V69H0ZM18 70V69H17ZM183 70V69H182ZM191 70V69H190ZM189 70V71H190ZM33 71V70H32ZM15 72V71H14ZM186 72H188V71H186ZM43 73V74H44ZM188 73H190V78L189 79H194L195 78V76H196V74L195 73H191V72H188ZM15 75H12L11 77H9L8 78V81L7 82H12V81H14V80H16V79H21V81H23V77L21 76V75H16V73H14ZM188 75V74H187ZM38 76V75H37ZM45 76V75H44ZM175 76H176V74H175ZM178 76V75H177ZM26 77H28V76H26ZM25 77V78H26ZM179 77V76H178ZM4 78L5 79H7V74H5V76H4ZM23 78V79H22ZM29 78V77H28ZM31 78V77H30ZM44 78V77H43ZM67 78H68V76H67ZM137 78H139L140 79V82L138 81V79ZM187 78V77H186ZM197 78V77H196ZM34 79V78H33ZM48 79V80H49ZM53 79V78H52ZM56 79V77L54 78V80ZM41 81H42V79H40ZM46 80V79H45ZM44 80V81H45ZM198 80V79H197ZM39 81V80H38ZM137 81H138V83H137ZM142 81V82H141ZM180 81V82H179ZM40 82V81H39ZM62 82V81H61ZM182 82L184 83V84H182ZM42 83V82H41ZM66 83V82H65ZM64 83V84H65ZM13 84V83H12ZM8 85V87H7V91L5 90V88H4V90L6 91V92H8V93H14L15 92V90L17 89V87H15V86H12L11 87V84H7ZM20 86V85H19ZM24 86V85H23ZM33 87H35V84H34V86ZM54 87V86H53ZM53 87H51L52 89H51V92H52V90H53V92H54V90L56 89V86H55V89L53 88ZM153 87V88H152ZM18 88H20V87H18ZM23 88H25V87H23ZM27 88H28V86H27ZM29 88H31V87H29ZM44 88V87H43ZM185 88H187V89H185ZM200 88V87H199ZM2 90V89H1ZM3 90V91H4ZM22 90V89H21ZM31 91H30V94L31 95H35V96H37V98H40V97H42V99H48V98H50V99H52L51 97H50V95L51 94H49L50 93V91L47 89L46 91H47V93L46 94H44L43 92H41V91H39L38 89H35V88H32V89H30ZM16 91H18V90H16ZM45 91V90H44ZM57 91V90H56ZM63 91V90H62ZM199 91V90H198ZM19 92V91H18ZM72 92V91H71ZM73 92H75L76 93V91H73ZM73 92H72V94H73ZM77 92H79V91H77ZM25 93H26V91H25ZM16 94V93H15ZM70 94V93H69ZM22 95H24V94H22ZM39 95V96H38ZM184 95V94H183ZM188 95V94H187ZM14 96V95H13ZM19 96V95H18ZM25 96V95H24ZM24 96H22V97H24ZM49 96V97H48ZM174 96L175 97H177L176 99L177 100H175V98H174ZM26 98V97H25ZM28 99V98H27ZM45 99V100H46ZM12 100V99H11ZM48 101H49V99H48ZM60 101V100H59ZM52 102V101H51ZM57 102V101H56ZM1 103V102H0ZM12 103V102H11ZM46 103V102H45ZM66 103V104H67ZM86 103V104H85ZM16 104V103H15ZM59 104V103H58ZM14 105V104H13ZM176 105H178L177 106V108L178 107H180V108H176L175 106ZM1 106V105H0ZM63 106V105H62ZM2 107V106H1ZM13 107V106H12ZM52 107V106H51ZM65 107H68V106H65ZM97 107V108H98ZM57 108V109H56ZM60 108H62L61 106H60ZM59 108V109H60ZM74 108V107H73ZM13 109V108H12ZM52 109H54L55 111H53L54 113H58V107L57 106H55V107H52ZM64 109V111L62 110V109H60L61 111H63V112H61L60 110V112H61V114L62 113H66V116H65V118H66V120L63 122V124H62V126L64 127L63 129L65 130V129H68V130H70V128L72 129V127H73V129H74V126L73 125H75L74 124V121H72V120H70L68 117L69 116H67L68 114H69V111L67 110V108H63ZM34 111V110H33ZM71 111V110H70ZM90 111V110H89ZM173 111H174V113H173ZM59 112V113H60ZM171 112V114H169ZM5 113V112H4ZM3 113V114H4ZM29 113H31L30 111H24V112H21L20 111V113L18 114V117L19 116H21V115H25V114H29ZM94 113V112H93ZM51 114V113H50ZM90 114V113H89ZM169 114V115H168ZM173 114V115H172ZM59 115V114H58ZM92 115V114H91ZM97 115H95L96 117H95V119L97 118ZM5 116V115H4ZM7 116V115H6ZM62 116H64V115H62ZM8 117H11V116H8ZM16 117V115H13L11 118H10V120L11 119H13V120H15L14 118ZM93 117V116H92ZM62 118V117H61ZM72 118V117H71ZM89 118V117H88ZM42 119V118H41ZM59 119V118H58ZM94 119V117L91 119V120H93ZM87 120V119H86ZM85 120V121H86ZM46 121V120H45ZM82 121H83V124H82ZM61 122V123H62ZM54 124H55V122H54ZM58 125V124H57ZM99 125V126H98ZM103 125H105V126H103ZM32 126V125H31ZM34 127V126H33ZM152 127V128H151ZM59 126H56V125H53L52 123L50 124V123H46L45 125H42V126H37V129L35 130V132H34V134L36 135V136H38V137H40V139H45V138H47V137H51V135H53L55 132H57L58 130H59ZM62 129V130H63ZM191 131V130H190ZM87 132V133H86ZM188 132H189V130H188ZM66 133L67 134H69L67 131H66ZM66 133H63L62 135H61V137L59 138L60 140V142H63V141H65V142H67V141H69V140H72V138H71V136L72 135H69V136H67L66 135ZM187 133V132H186ZM57 134V133H56ZM77 134V133H76ZM5 136V135H4ZM54 136V135H53ZM83 136L85 137L84 139H83ZM37 137V138H38ZM49 137V138H50ZM183 138H185V136L183 137ZM55 139V138H54ZM82 139H83V141H82ZM87 139V138H86ZM56 140V139H55ZM72 140V141H73ZM91 140V139H90ZM58 141V142H59ZM157 141V142H156ZM35 142V141H34ZM39 142V141H38ZM56 142V141H55ZM64 142V143H65ZM161 142V143H160ZM51 143V142H50ZM125 143L127 144V146L125 145ZM153 143H155V146H154V144ZM153 144V146L151 147V145ZM156 144H160V146H161V148H159V151L156 149ZM76 145V146H77ZM89 145V144H88ZM124 145L126 146V147H124ZM187 145V144H186ZM8 145H6V147H7ZM45 146V145H44ZM97 146V145H96ZM164 146H165V148H164ZM187 147V146H186ZM9 148V147H8ZM24 148V147H23ZM95 148V147H94ZM188 148V147H187ZM192 148H195V147H192ZM192 148H190V150L192 149ZM4 149V148H3ZM44 151L46 150V151H48V152H52V151H55V148H54V145H51V144H47L44 148H42ZM74 149V148H73ZM97 149V148H96ZM189 149V148H188ZM186 150L188 153H190L191 151L190 150ZM1 150V149H0ZM27 151H28V153L30 152V154H33V155H35L37 158H38V156L36 155V153H35V151L33 152L32 151V149H26ZM98 150V149H97ZM130 150L132 151V153L133 154H131L130 153ZM137 149H135V151H136ZM194 150V149H193ZM5 151V150H4ZM32 151V152H31ZM45 151V152H46ZM92 151H93V149H92ZM94 151H95V149H94ZM99 151H98V153H99ZM137 151H139V150H137ZM190 151V152H189ZM1 152V151H0ZM44 152V153H45ZM193 152V151H192ZM42 154H43V151L41 152ZM53 153V152H52ZM64 153V152H63ZM92 153V152H91ZM96 153V152H95ZM29 154V155H30ZM100 154V153H99ZM102 154V153H101ZM167 154V153H166ZM33 155H31V156H33ZM68 155V154H67ZM82 155V154H81ZM125 155H126V153H125ZM128 155V156H129ZM172 155V154H171ZM187 155V154H186ZM87 156V155H86ZM116 156H118V155H116ZM177 156V155H176ZM175 156V157H176ZM44 157V156H43ZM79 157V156H78ZM124 157V156H123ZM172 157V156H171ZM35 158V157H34ZM48 158V157H47ZM103 158V157H102ZM130 159V161L131 160H133V159ZM188 158V159H187ZM15 159V158H14ZM36 159V158H35ZM42 159V161H41V163H40V165L42 164H44L45 163V161H44V159L43 158H41ZM80 159V158H79ZM88 159V158H87ZM89 159H91V158H89ZM88 159V160H89ZM104 159H106L105 157H104ZM163 159V160H162ZM173 159V158H172ZM66 160V159H65ZM108 160V159H107ZM146 160V161H147ZM153 160H151V161H153ZM17 161V160H16ZM24 161V160H23ZM37 161H39V160H37ZM39 161V162H40ZM92 161V160H91ZM96 161V160H95ZM146 161H145V164H146ZM67 162V161H66ZM119 162V161H118ZM121 162H124V161H121ZM128 162V161H127ZM127 162H125V163H127ZM139 162V163H138ZM64 163L65 162H63V164L62 163H60L59 164V166H56V165H54V166H56V167H51V170L52 171H54V172H59V171H61V169H62V167L64 168ZM114 163V162H113ZM115 163H117V162H115ZM133 163V162H132ZM3 164V163H2ZM46 164L47 163H45V166H46ZM67 164H70L69 162L67 163ZM118 164V163H117ZM116 164V165H117ZM156 164V163H155ZM159 164V163H158ZM72 165H73V163H72ZM114 165V164H113ZM112 165V166H113ZM123 165V164H122ZM129 165V164H128ZM147 165V164H146ZM150 166H151V164H149ZM224 165H226V163H224ZM23 166H25V165H23ZM67 166V165H66ZM70 166V165H69ZM98 166V165H97ZM119 165H117V167H118ZM124 166H127V165H123V167ZM150 166H148V167H150ZM153 166V165H152ZM156 166V165H155ZM83 167V166H82ZM96 167V166H95ZM113 167H115V165L113 166ZM122 167V166H121ZM127 167H129V166H127ZM145 167V166H144ZM147 167V168H148ZM154 167V166H153ZM153 167H151V168H153ZM41 168V167H40ZM44 168V167H43ZM46 168V167H45ZM134 168H136V167H134ZM213 168V167H212ZM49 169V168H48ZM114 169V168H113ZM129 169V168H128ZM137 169V168H136ZM208 169V168H207ZM9 170V169H8ZM26 170V169H25ZM120 170H121V168H120ZM126 169H122V172L123 171H125ZM132 170H134V169H132ZM145 170H147V169H145ZM145 170H143V171H145ZM221 170V169H220ZM13 171V170H12ZM44 171V170H43ZM117 171V170H116ZM131 170H129V172H130ZM137 171V170H136ZM148 171H150V170H148ZM151 171H153V170H151ZM151 171H150V173H151ZM213 171V170H212ZM111 171H109V173H110ZM115 172V171H114ZM128 172V171H127ZM128 172V173H129ZM210 172V173H209ZM223 172V171H222ZM226 172V171H225ZM228 172V171H227ZM261 172V171H260ZM64 173V172H63ZM109 173H105V176H106V174L108 175ZM117 173H119V172H117ZM127 173V174H128ZM131 173V172H130ZM129 173V174H130ZM137 173V172H136ZM143 173H145V172H143ZM143 173H142V177H143ZM146 173H147V171H146ZM149 173V174H150ZM165 173V174H166ZM264 173V172H263ZM48 174V173H47ZM51 174V173H50ZM111 174V173H110ZM123 174H125V173H123ZM122 174V175H123ZM148 174V173H147ZM220 174V173H219ZM243 174V173H242ZM7 175V174H6ZM5 175V176H6ZM103 175V174H102ZM116 175V174H115ZM213 175V176H212ZM228 175V174H227ZM243 175H245V174H243ZM257 175V174H256ZM264 175V174H263ZM4 175L2 174V177H3ZM47 176H49V175H47ZM47 176H46V178H47ZM52 175H50V177H51ZM119 176H121V175H119ZM134 176V175H133ZM168 176V175H167ZM217 176V175H216ZM240 176H242V175H240ZM259 176V175H258ZM1 177V176H0ZM2 177H1V179H2ZM32 177V176H31ZM128 177V176H127ZM126 177V178H127ZM137 177V176H136ZM135 177V178H136ZM141 177V178H142ZM145 177V176H144ZM147 177V176H146ZM149 177H151V175L149 176ZM164 177V176H163ZM175 177V178H176ZM224 177V176H223ZM228 177V176H227ZM111 178V177H110ZM122 178H124V177H122ZM148 178V177H147ZM154 178V177H153ZM159 178V177H158ZM208 178H209V180H208ZM240 178H242V177H240ZM246 178V177H245ZM0 179V180H1ZM8 179V178H7ZM6 179V180H7ZM33 179V178H32ZM63 179V178H62ZM116 179H118V178H116ZM128 179V178H127ZM149 179V178H148ZM229 179V178H228ZM256 179V178H255ZM94 180V179H93ZM95 180H97V181H100V180H98V179H95ZM104 180V179H103ZM114 180V179H113ZM122 180V179H121ZM124 180V179H123ZM122 180V181H123ZM134 180V179H133ZM132 180V181H133ZM137 180V179H136ZM145 180V179H144ZM147 180V179H146ZM172 180V179H171ZM171 180H170V182H171ZM177 180V181H178ZM207 180V181H206ZM241 180V179H240ZM248 180V179H247ZM246 180V181H247ZM33 181H35V180H33ZM74 181V180H73ZM106 181V180H105ZM127 182H128V180H126ZM141 181H142V179H141ZM166 181V180H165ZM175 181V180H174ZM234 181V180H233ZM242 181V180H241ZM260 181H261V178H260ZM75 182V181H74ZM102 182V181H101ZM120 182V181H119ZM135 182V181H134ZM136 182H138V181H136ZM148 182H149V180H148ZM152 182H154V181H152ZM157 182H160L161 183V185H162V183L164 182V179L161 177ZM221 182V181H220ZM236 182V181H235ZM256 182V181H255ZM254 180H253V185H247V184H244V185H246V186H244V185H242V187H243V190H242V188H241V183L240 184H238V186H240V192H238V193H240V194H238V193H236L237 192V185L236 186H234V188H233V190H235L234 192L237 194H231V196H229V195H223L226 191H227V189H226V191H224V192H222V193H220V195H221V197H224L225 199H226V201L228 200V201H230L229 203H234V201H242V208L243 209H253L256 205L254 204V202L252 203V202H250V200H249V198H248V195H246V193H253L254 194V192L253 191H255L254 189L256 188V186H257V184L258 183H256V185H254ZM258 182V181H257ZM15 183V182H14ZM13 183V184H14ZM31 183V182H30ZM62 190H63V192H65L66 190H69V189H72V188H75L76 189V191L77 192H82L81 194H88V193H90V190L89 189H86V187H79V185L78 186H75L71 181H69V180H67V179H64L62 182ZM103 183H104V181H103ZM123 183H124V181H123ZM146 183V182H145ZM165 183V182H164ZM173 183V182H172ZM171 183V184H172ZM176 183V182H175ZM174 183V184H175ZM247 183V182H246ZM32 184V183H31ZM46 184V183H45ZM98 184V183H97ZM102 184V183H101ZM121 184V183H120ZM142 184V183H141ZM144 184V183H143ZM142 184V185H143ZM147 184V183H146ZM150 184V183H149ZM154 184H157V183H154ZM153 184V185H154ZM168 184H169V182H168ZM187 184V183H186ZM223 183H221L220 184V186L222 185ZM250 184V183H249ZM252 184V183H251ZM99 185V184H98ZM123 185V184H122ZM145 185V184H144ZM160 185V184H159ZM180 185V187L182 186V182H181V184H179ZM185 185V184H184ZM217 186L219 185L218 183L216 184ZM230 185V184H229ZM231 185H233V184H231ZM264 185V184H263ZM51 186H53V185H51ZM99 186H101V185H99ZM157 186V185H156ZM173 186V185H172ZM187 186H189L188 184H187ZM216 186V187H217ZM226 186H227V184H226ZM226 186H225V184H223V187H221V191H223L225 188H226ZM164 187H165V185H164ZM176 187H177V184H176ZM179 187V188H180ZM214 187H215V185H214ZM215 187V190L216 189H220V187L218 186V188H216ZM99 188V187H98ZM97 188V189H98ZM137 188V187H136ZM138 188H139V186H138ZM170 188V187H169ZM173 188V187H172ZM171 188V189H172ZM189 188V187H188ZM224 188V189H223ZM228 188H230V190H231V188L232 187H228ZM239 188V187H238ZM258 188V187H257ZM256 188V191L258 192V189H260V188H258L257 189ZM36 189V188H35ZM74 189V190H75ZM92 189H94V188H92ZM135 189V188H134ZM166 189H168V188H166ZM197 189V188H196ZM261 189H262V187H261ZM264 189V188H263ZM94 190H96V189H94ZM100 190V189H99ZM111 190H112V188H111ZM161 190V189H160ZM173 190V189H172ZM178 190V189H177ZM182 190V189H181ZM229 190V189H228ZM60 191V190H59ZM113 191V190H112ZM112 191H111V195H112ZM164 191H166V190H164ZM176 191V190H175ZM173 191L174 193H177L178 191ZM189 191H191L190 189H189ZM189 191H187V192H189ZM220 191V192H221ZM62 192V191H61ZM96 192H98V191H96ZM106 192V191H105ZM108 192H109V190H108ZM185 192V191H184ZM219 192V191H218ZM24 193V192H23ZM67 193V192H66ZM74 193V192H73ZM162 193V192H161ZM164 193V192H163ZM166 193V192H165ZM191 193V192H190ZM189 193V194H190ZM203 193H204V191H203ZM205 193V194H206ZM217 193V192H216ZM65 194V193H64ZM75 194V193H74ZM78 194H80V193H78ZM104 194V192L102 193V195ZM181 194V193H180ZM187 194V193H186ZM188 194V195H189ZM200 193H195V195H199ZM252 194V195H253ZM40 195V194H39ZM77 195V194H76ZM94 195V194H93ZM101 195V196H102ZM105 195V194H104ZM184 196H185V194H183ZM207 195V194H206ZM214 195H216V194H214ZM213 195V196H214ZM251 195V196H252ZM263 194H261V196H262ZM4 196V195H3ZM62 196V195H61ZM61 196H59L60 198H61ZM66 196V195H65ZM65 196H63V197H65ZM118 196V195H117ZM169 196V195H168ZM213 196H211V197H213ZM26 197V196H25ZM68 197V196H67ZM86 197V196H85ZM94 197V196H93ZM104 197V196H103ZM181 197H182V195H181ZM215 197H217L216 198V200L214 199V201H216L214 204H216L217 202H218V198H219V194H218V196L216 195ZM221 197L219 198V200H221ZM260 197V196H259ZM32 198V197H31ZM66 198V197H65ZM84 197H82V198H80L78 201H74L73 203H72V205H71V203H70V206H80V205H82L83 204V202L86 200V199H83ZM120 198V197H119ZM133 198V197H132ZM178 198V197H177ZM210 198V197H209ZM262 198V197H261ZM264 198V197H263ZM42 199H43V197H42ZM74 199V198H73ZM175 199V198H174ZM173 199V200H174ZM179 199H180V197H179ZM185 199V198H184ZM198 199V198H197ZM206 199V198H205ZM204 199V200H205ZM212 199V198H211ZM210 199V200H211ZM106 200V199H105ZM112 200V199H111ZM117 200V199H116ZM178 200V199H177ZM32 201H33V199H32ZM72 201V200H71ZM91 201V200H90ZM90 201H88V202H90ZM118 201V200H117ZM124 201V200H123ZM130 201V203H132V201L131 200H129ZM162 201V200H161ZM191 201V200H190ZM225 201V200H224ZM224 201H221V203L222 202H224ZM227 201V202H228ZM260 201V200H259ZM58 202V201H57ZM93 203H90L91 205H93V204H96L95 203V201H92ZM99 202V201H98ZM97 202V203H98ZM107 202V201H106ZM109 202H111V201H109ZM113 202V201H112ZM177 202H179V201H177ZM182 202V201H181ZM180 202V203H181ZM198 202V201H197ZM202 202V201H201ZM206 202H207V200H206ZM210 202V201H209ZM220 202V201H219ZM262 203H259V204H257V210H258V212H256V213H259V211H264V201H261ZM1 203V202H0ZM48 203V202H47ZM50 203V202H49ZM87 203V202H86ZM101 203V202H100ZM122 203V202H121ZM191 203V202H190ZM193 203V202H192ZM213 203V202H212ZM226 203V202H225ZM228 203V204H229ZM105 204H107V203H105ZM104 204V205H105ZM128 204V203H127ZM135 204V203H134ZM204 204V203H203ZM228 204H226L225 206H228ZM235 204V203H234ZM42 205V204H41ZM53 205V204H52ZM67 205H69V204H67ZM87 206H88V204H86ZM103 205V206H104ZM111 205V204H110ZM122 205V204H121ZM158 205V204H157ZM155 206V207H153L150 211H148V213L147 212H141L140 211V217H139V220L140 221H142V220H144L145 219V217H147V215H148V218H146V219H148V221L150 220V223L148 222V225L146 226V229H155V230H157V228H158V226H157V221H159L160 219H161V217L163 216V211H165V210H162L159 206ZM180 205V204H179ZM216 205H218V204H216ZM49 206V205H48ZM60 206V205H59ZM86 206V207H87ZM90 206V205H89ZM162 206V205H161ZM166 206V205H165ZM170 206V205H169ZM174 206V205H173ZM186 206V205H185ZM211 206V205H210ZM222 206H224L223 204H222ZM221 206V207H222ZM230 206H231V204H230ZM2 207V206H1ZM13 207V206H12ZM65 207H66V205H65ZM92 207V206H91ZM138 207V206H137ZM175 207V206H174ZM213 207H215L216 208V206L214 205ZM213 207H211V208H213ZM218 207V206H217ZM232 207V206H231ZM231 207H229L230 209H231ZM58 208V207H57ZM76 208V207H75ZM167 208V207H166ZM169 208V207H168ZM173 208V207H172ZM190 208H191V206H190ZM196 208V207H195ZM198 208V207H197ZM202 208V207H201ZM204 208V207H203ZM226 207H224V208H217V210H214V212L215 211H217V215H216V217L218 216V218H220L221 216H224L225 214H227V217L229 216V220H228V222L227 223H230V222H234V220L233 219H235L236 221L237 220H239V218L237 217V216H239L238 214H240V213H238L237 214V212H233V213H229L228 214V212H232V211H227V209H225ZM232 208H235L234 206L232 207ZM237 208V207H236ZM241 208V207H240ZM60 209V208H59ZM79 209H80V207H79ZM170 209V208H169ZM184 209V208H183ZM182 209V210H183ZM214 209V208H213ZM255 209V208H254ZM37 210V209H36ZM47 210V209H46ZM68 210V209H67ZM70 210V209H69ZM135 210V209H134ZM233 210V209H232ZM1 211H2V209H1ZM60 211V210H59ZM126 211V210H125ZM137 211V210H136ZM143 211V210H142ZM176 211V210H175ZM184 211V210H183ZM234 211V210H233ZM235 211H236V209H235ZM248 211V210H247ZM252 211V210H251ZM256 211V210H255ZM5 212V211H4ZM65 212V211H64ZM79 212V211H78ZM83 212H85V211H83ZM118 212V211H117ZM171 212V211H170ZM82 213V212H81ZM124 213V212H123ZM145 213H147V214H145ZM165 213V212H164ZM168 213V212H167ZM179 213H181V212H179ZM205 213V212H204ZM211 213V212H210ZM246 213V212H245ZM248 213H250L249 211H248ZM248 213H246L245 215H247ZM253 213H255L254 211H253ZM3 214V213H2ZM7 214V213H6ZM5 214V215H6ZM31 215H29L30 216V219H32L33 218V216H34V218H38V215L37 214H35V213H33V214H35V215H37V217L35 216V215H33L32 213H30ZM43 214H46L44 211H43ZM83 214V213H82ZM118 214H120V213H118ZM137 214V213H136ZM135 214V215H136ZM188 214H190V213H188ZM233 214H234V216H233ZM236 214H237V216H236ZM4 215V214H3ZM5 215H4V217H5ZM9 215H11V214H9ZM12 215H14V213L12 214ZM69 215V214H68ZM134 215V216H135ZM182 215V214H181ZM181 215H179V216H181ZM207 215H209V214H207ZM243 215H244V213H243ZM243 215H242V217H243ZM251 215H252V213H251ZM255 215V214H254ZM15 216V215H14ZM63 216V215H62ZM137 217L139 216V215H136ZM183 216V215H182ZM191 216V215H190ZM189 216V217H190ZM220 216V217H219ZM241 216V215H240ZM259 216V215H258ZM264 216V215H263ZM1 217V216H0ZM3 217V218H4ZM7 217V216H6ZM55 217V216H54ZM65 217V216H64ZM150 217V218H149ZM187 218H188V215L186 216ZM205 217H207L206 216V214H205ZM209 217V216H208ZM247 217V216H246ZM253 217V216H252ZM28 218V217H27ZM40 218V217H39ZM38 218V219H39ZM70 218V217H69ZM168 218V217H167ZM181 218V217H180ZM179 218V219H180ZM199 218V217H198ZM214 218V217H213ZM213 218H209V219H206V218H203L205 221H207V224L205 225L206 227H208V226H210L208 229H212L211 228V225H213L214 223H215V221L217 222L218 220V218H215V219H213ZM222 218V217H221ZM225 218V217H224ZM244 218V217H243ZM264 218V217H263ZM11 219V218H10ZM14 219H17V218H14ZM13 219V220H14ZM138 219V218H137ZM186 218H184V220H185ZM191 219H193V218H191ZM230 219L232 220V221H230ZM9 220V219H8ZM52 220H53V218H52ZM162 220L163 219H161V222H162ZM183 220V221H184ZM202 220V219H201ZM200 220V221H201ZM241 220V219H240ZM18 221V220H17ZM34 221H35V219H34ZM68 221V220H67ZM89 221V220H88ZM182 221V222H183ZM230 221V222H229ZM30 222V221H29ZM32 222H33V219H32ZM71 222H73V221H71ZM143 222V221H142ZM141 222V223H142ZM145 223L147 222V221H144ZM143 222V223H144ZM168 222V221H167ZM195 222V221H194ZM241 222V221H240ZM243 223H244V221H242ZM22 223V222H21ZM28 223V222H27ZM89 223V222H88ZM94 223V222H93ZM121 223V222H120ZM140 223V224H141ZM202 223H204V222H202ZM23 224V223H22ZM147 224V223H146ZM163 224V225H162ZM168 224V223H167ZM167 224L165 225V222L164 223H161V227H163L164 225L167 227ZM176 224V223H175ZM220 224V223H219ZM263 224V223H262ZM45 225V224H44ZM49 225V224H48ZM122 225V224H121ZM145 225V224H144ZM177 225V224H176ZM187 225V224H186ZM200 225V224H199ZM217 225V224H216ZM221 225H223V222H221ZM220 225V226H221ZM230 225V224H229ZM239 225H240V223H238V225H235V226H238L237 228L238 229H240V231L242 230V231H244L245 229H247L248 228V224H246V225H241V227H239ZM253 225H254V223H253ZM252 225V226H253ZM9 226V225H8ZM130 226V225H129ZM164 226V227H165ZM201 226V225H200ZM254 226H257V225H254ZM253 226V227H254ZM258 226H261V225H258ZM49 227V226H48ZM47 227V228H48ZM78 227H79V225H78ZM93 227V226H92ZM160 227V228H161ZM163 227V228H164ZM187 227H189V226H187ZM218 227H219V225H218ZM217 227V228H218ZM262 227V226H261ZM13 228V227H12ZM119 228V227H118ZM122 227L120 226V228L119 229H121ZM132 228V227H131ZM168 228H170V227H168ZM204 228V227H203ZM215 228H216V226H215ZM216 228V229H217ZM220 228V227H219ZM236 228V229H237ZM256 228V227H255ZM2 229V228H1ZM76 229V228H75ZM162 229V228H161ZM195 229V228H194ZM207 229V230H208ZM213 229H214V226H213ZM231 229V228H230ZM258 229V228H257ZM256 229V230H257ZM20 230V229H19ZM77 230V229H76ZM142 230V229H141ZM171 230V229H170ZM184 230V229H183ZM190 230H191V228H190ZM201 230V229H200ZM205 230V229H204ZM209 230V231H210ZM219 230V229H218ZM235 230V229H234ZM249 230H250V227H249ZM255 230V231H256ZM263 230V229H262ZM124 231V230H123ZM143 231V230H142ZM151 231V230H150ZM163 231V230H162ZM166 231H169V229L168 230H166ZM172 231V230H171ZM170 231V232H171ZM185 231V230H184ZM184 231H182L183 233H184ZM203 231V230H202ZM212 231V230H211ZM224 231V230H223ZM236 231V230H235ZM246 231V230H245ZM251 231V230H250ZM257 231H260V230H257ZM30 232V231H29ZM33 232V231H32ZM108 232V231H107ZM125 232V231H124ZM134 232V231H133ZM139 232V231H138ZM146 232V231H145ZM155 232V231H154ZM164 232V231H163ZM163 232H162V234H160L159 232L158 233H156V235H154V237H153V235L152 236H150V237H153V239H151L150 238V240H148L147 241V243H143L144 244V246H149V247H152L151 245L152 244H154V243H158L159 245H157V246H159V248L160 249H158V251H157V249H156V251H157V253H156V255L155 256H157V258L158 259H161V258H164V257H166V258H168L169 259V257L171 258L172 256H170V253L168 254V252H172V251H175L176 252V260L174 261L172 258L170 259L171 261L173 260V262L171 263V264H180L181 263V259L182 260H187L188 258H191V260H189V261H193L194 260V258H195V255H196V250L197 249H195L191 244H190V246H192V248H194V250L195 251H193L192 249H190L188 246V242H186V240H187V238H185V237H180V238H178L177 239V237H175L174 236V234L172 235V233L173 232H171V236L172 237H174L175 238V240H174V238L173 239H170V241L171 240H174V244H173V242H172V244H168L167 246H161L162 244H161V241H164L165 240V238L166 237H168V234L166 233L165 234V236H164V234H163ZM188 232V231H187ZM220 232V231H219ZM41 233V232H40ZM71 233V232H70ZM74 233V232H73ZM84 233V232H83ZM195 233V232H194ZM207 233V232H206ZM209 233V232H208ZM211 233H213V232H211ZM210 233V235H212ZM228 233V232H227ZM234 233V232H233ZM236 233V232H235ZM247 233H248V231H247ZM254 233V232H253ZM256 234H258L257 232H255ZM261 233V232H260ZM152 234V233H151ZM154 234V233H153ZM158 234H160V235H163V238H162V240H160L159 239V237H157V235ZM178 234V233H177ZM186 234V233H185ZM200 234V233H199ZM255 234V235H256ZM14 235V234H13ZM159 235V236H160ZM184 235V234H183ZM192 235V234H191ZM206 235H208V234H206ZM217 235V234H216ZM222 235V234H221ZM245 235L247 236V234L245 233ZM254 235V234H253ZM253 235L251 236V233L249 234V236H251V237H253ZM39 236H41V235H39ZM61 236V235H60ZM63 236V235H62ZM139 236V235H138ZM179 236V235H178ZM225 236V235H224ZM243 237V238H246V240H247V238H249V237ZM258 236V235H257ZM48 237V236H47ZM64 237H66V236H64ZM63 237V238H64ZM118 237V236H117ZM143 237V236H142ZM171 237V238H172ZM188 237H191V236H188ZM201 237H204V236H201ZM211 237V236H210ZM218 237V236H217ZM241 237V236H240ZM239 237V238H240ZM255 237V236H254ZM259 237V236H258ZM2 238V237H1ZM62 238V237H61ZM149 238V237H148ZM206 238H209V236H207ZM241 239L240 241H238V240H235V241H233V238H232V240L230 239V241H232V245H237L239 242L241 243V241H243L244 239ZM6 239V238H5ZM28 239V238H27ZM111 239H112V237H111ZM118 239V238H117ZM122 239V238H121ZM140 239V238H139ZM190 238H188V240H189ZM195 239V238H194ZM219 239V238H218ZM237 239H238V237H237ZM250 239V238H249ZM248 239V240H249ZM263 239V238H262ZM49 240V239H48ZM125 240V239H124ZM128 240H129V238H128ZM127 240V241H128ZM136 240V239H135ZM138 240V239H137ZM141 240H143V239H141ZM167 240V239H166ZM206 240V239H205ZM255 240V239H254ZM258 240H259V238H258ZM2 241H5V240H2ZM24 241V240H23ZM56 241H58V240H56ZM78 241V240H77ZM112 241V240H111ZM114 241V240H113ZM133 241V240H132ZM197 241V240H196ZM202 241V240H201ZM209 242H210V238H209V240H208ZM29 242V241H28ZM80 242V241H79ZM115 242V241H114ZM123 242V241H122ZM134 242V241H133ZM135 242H137V241H135ZM142 242H144V241H142ZM176 242V243H175ZM185 242H186V246H185ZM204 242V241H203ZM249 242H251L250 240H249ZM248 242V243H249ZM252 242L253 243H255L254 241H253V239H252ZM257 242V241H256ZM11 243V242H10ZM57 243V242H56ZM140 244H141V242H139ZM162 243H164V242H162ZM167 243H169V242H167ZM195 243V242H194ZM197 243V242H196ZM202 243V242H201ZM205 243V242H204ZM226 243V242H225ZM246 243V242H245ZM80 244H81V242H80ZM115 244V243H114ZM114 244H112V245H114ZM116 244H117V242H116ZM137 244V243H136ZM139 244V245H140ZM161 244V245H160ZM227 244V243H226ZM225 244V245H226ZM231 244H228V245H231ZM247 244V243H246ZM246 244H245V246H246ZM258 244V243H257ZM21 245V244H20ZM56 245V244H55ZM132 245V244H131ZM138 245V244H137ZM155 245V244H154ZM153 245V246H154ZM165 245V244H164ZM197 245V244H196ZM203 245V244H202ZM216 245V244H215ZM227 245V246H228ZM80 246V245H79ZM133 246V245H132ZM136 246V245H135ZM1 247V246H0ZM6 247V246H5ZM11 247V246H10ZM116 247V246H115ZM139 247H141V246H139ZM148 247V248H149ZM164 247V248H163ZM188 247V248H187ZM220 247V246H219ZM226 247V246H225ZM236 247V246H235ZM12 248V247H11ZM106 248V247H105ZM113 248V247H112ZM142 248V247H141ZM145 248V247H144ZM155 248V247H154ZM237 248H238V246H237ZM248 248H251V247H248ZM253 248V247H252ZM251 248V249H252ZM257 248V247H256ZM6 249V248H5ZM9 249V248H8ZM25 249H26V247H25ZM225 249V248H224ZM228 249V248H227ZM264 249V248H263ZM13 250V249H12ZM137 250V249H136ZM142 250V249H141ZM201 250V249H200ZM232 250V249H231ZM242 250V249H241ZM250 250V249H249ZM248 250V251H249ZM261 250V249H260ZM5 251V250H4ZM10 251V250H9ZM15 251V250H14ZM13 251V253L15 254V252ZM92 251V250H91ZM105 251V250H104ZM139 251V250H138ZM154 251H155V249H154ZM155 251V252H156ZM211 251V250H210ZM213 251V250H212ZM259 250H257L256 251V253L258 252ZM52 252V251H51ZM50 251H49V253H51ZM126 252V251H125ZM124 252V253H125ZM141 252V251H140ZM139 252V253H140ZM145 252V251H144ZM251 252V251H250ZM260 252V251H259ZM48 253V252H47ZM135 253V252H134ZM138 253V252H137ZM141 253H143V251L141 252ZM197 253H198V251H197ZM211 253V252H210ZM210 253H207V252H204L203 254H204V257H208L207 259L208 260H214V261H217V258L214 256V257H210ZM243 253V252H242ZM264 253V252H263ZM12 254V253H11ZM210 254V255H209ZM134 255H136V254H134ZM173 255V254H172ZM225 255V254H224ZM249 255V254H248ZM264 255V254H263ZM10 256V255H9ZM48 255H45L44 257L46 258ZM155 256L153 257V258H155ZM223 256V255H222ZM234 256V255H233ZM247 256V255H246ZM259 256V255H258ZM144 257V259H142L143 261H145V263L146 262H149V263H151V261L153 260V258L151 259L150 257H148V256H145L144 254L142 255V258ZM174 257V255H173V258H175ZM218 257V256H217ZM224 257V256H223ZM222 257V259H225V257L223 258ZM2 258H4V257H2ZM17 258V257H16ZM96 258V257H95ZM132 258H134V257H132ZM146 258V259H145ZM157 258H155L156 260H157ZM185 258H187V259H185ZM201 258H203L202 256L200 257V259ZM220 259H221V257H219ZM228 258H233V257H229L228 256ZM228 258H226V261H225V263L227 262V260H228ZM247 258V257H246ZM261 258V257H260ZM88 259V258H87ZM109 259V258H108ZM123 259V258H122ZM138 259V258H137ZM196 259V258H195ZM197 259H199V258H197ZM216 259V260H215ZM238 259H239V257H238ZM12 260V259H11ZM31 260V259H30ZM30 260H29V257H24L23 258V261H24V263L25 264H33L34 263V261H32L33 263H31L30 262ZM93 260V259H92ZM169 260V261H170ZM205 260V259H204ZM219 260V259H218ZM9 261H10V259H9ZM107 261V260H106ZM124 261H126V260H124ZM130 261H131V259H130ZM142 261V262H143ZM168 261V262H169ZM207 261V260H206ZM209 261V262H210ZM220 261V260H219ZM222 261V260H221ZM220 261V262H221ZM231 261V260H230ZM230 261H229V263H230ZM261 261V260H260ZM163 262V261H162ZM195 262V261H194ZM193 262V263H194ZM198 262V261H197ZM196 262V263H197ZM200 262V261H199ZM223 262V261H222ZM149 263H147V264H149ZM154 262L152 261V264H153ZM156 263V262H155ZM170 263V262H169ZM187 263V262H186ZM195 263V264H196ZM224 263V262H223ZM6 264H8V262L6 263ZM10 264V263H9ZM134 264V263H133ZM144 264V263H143ZM164 264H166V263H164ZM190 264V263H189ZM191 264H192V262H191ZM199 264H201V263H199ZM244 264V263H243ZM259 264H261V262H259Z\"/></svg>",
	"mask_w": 264,
	"mask_h": 264
},
{
	"label": "water",
	"instance_id": "obj_3",
	"mask_svg": "<svg viewBox=\"0 0 264 264\" xmlns=\"http://www.w3.org/2000/svg\"><path fill=\"white\" fill-rule=\"evenodd\" d=\"M172 39L199 82L200 139L222 161L264 166V0H102Z\"/></svg>",
	"mask_w": 264,
	"mask_h": 264
}]
</instances>
